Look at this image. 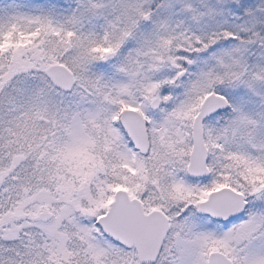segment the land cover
Listing matches in <instances>:
<instances>
[{
  "label": "snow or ice",
  "instance_id": "1",
  "mask_svg": "<svg viewBox=\"0 0 264 264\" xmlns=\"http://www.w3.org/2000/svg\"><path fill=\"white\" fill-rule=\"evenodd\" d=\"M0 264H264V0H0Z\"/></svg>",
  "mask_w": 264,
  "mask_h": 264
}]
</instances>
